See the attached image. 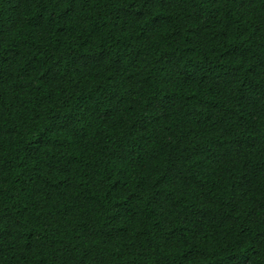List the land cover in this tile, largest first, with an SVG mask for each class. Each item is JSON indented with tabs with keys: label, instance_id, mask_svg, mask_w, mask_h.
Wrapping results in <instances>:
<instances>
[{
	"label": "trees",
	"instance_id": "obj_1",
	"mask_svg": "<svg viewBox=\"0 0 264 264\" xmlns=\"http://www.w3.org/2000/svg\"><path fill=\"white\" fill-rule=\"evenodd\" d=\"M0 264H264V0H0Z\"/></svg>",
	"mask_w": 264,
	"mask_h": 264
}]
</instances>
